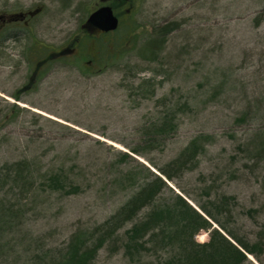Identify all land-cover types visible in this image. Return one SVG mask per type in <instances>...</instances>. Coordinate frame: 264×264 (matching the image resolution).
<instances>
[{"label":"rangeland","instance_id":"rangeland-1","mask_svg":"<svg viewBox=\"0 0 264 264\" xmlns=\"http://www.w3.org/2000/svg\"><path fill=\"white\" fill-rule=\"evenodd\" d=\"M119 1L110 4L120 27L91 37L83 23L101 0H0V14L41 7L29 25L0 30V168L23 158L42 171L64 166L83 187L0 191L22 215L0 240L13 248L0 251V264L59 255L77 227L102 222L128 198L130 189L114 182L120 173L133 169L142 180L145 167L166 180V200L179 194L200 209L225 198L220 220L258 243L245 264H264V0ZM172 23L153 56L147 43ZM76 36L84 57L50 58L34 74ZM164 115L175 128L149 145L144 133ZM194 138L198 162L168 180L160 167ZM112 253L109 241L94 264H132L121 247Z\"/></svg>","mask_w":264,"mask_h":264},{"label":"trees","instance_id":"trees-1","mask_svg":"<svg viewBox=\"0 0 264 264\" xmlns=\"http://www.w3.org/2000/svg\"><path fill=\"white\" fill-rule=\"evenodd\" d=\"M115 1L118 0L110 2ZM120 1L124 3L125 0ZM121 23L122 21L120 25ZM172 26L173 23L167 24L162 30L156 31L147 43L146 47L153 56ZM175 125L174 120L164 115L144 133L147 135L146 142L152 141L149 145L158 143L155 141H159L161 135L173 131ZM259 148L258 153L264 154V144ZM132 151L141 153L140 148H133ZM201 151L198 139H192L164 168L160 167L162 175L173 180L178 171L186 170L187 165H196ZM33 161L23 158L5 163L0 168V191L10 187L9 191L19 188L24 193L37 191L41 187L44 192L69 195L68 193L82 190L81 183L64 166L42 171L33 168ZM144 169L148 175L142 180L138 179L137 172L133 169L122 171L120 177L114 180L118 186L130 189V193L108 218L88 228L77 227L59 250V255L44 254L33 264H94L100 249L109 241L110 254H113V246L121 247L132 264H154L152 260H145L149 256H158L159 264H245L249 260L248 254L256 253L258 243L249 244L247 240L231 232L220 220L219 216L226 212L224 206L226 207L227 202L223 201L225 198L210 200L207 205L200 204L202 212L179 194L166 200L163 196L164 189L168 187L166 180L146 167ZM142 210L143 215L137 218ZM20 216L21 213L14 209V205L5 202V198H0V240L10 230L8 228L17 227ZM128 223L130 225L124 232L119 233ZM214 223L230 237L214 227ZM203 230L209 232V237L205 241H199L197 235ZM9 247L13 249L4 242L0 244V251L6 249L10 253Z\"/></svg>","mask_w":264,"mask_h":264},{"label":"flooded vegetation","instance_id":"flooded-vegetation-1","mask_svg":"<svg viewBox=\"0 0 264 264\" xmlns=\"http://www.w3.org/2000/svg\"><path fill=\"white\" fill-rule=\"evenodd\" d=\"M109 3H110V0H106L105 2H103V1L97 2V4H99L98 7H100L104 4H109ZM126 10L130 11L129 8H127ZM21 13H23V15ZM28 19L29 18H28V15H26V12L15 13L14 15L13 14H0V30L2 28H4L9 22L23 21L25 25H29ZM87 32H88V34H90L91 37L104 36V35H107L110 33V32H105V31H100V30L94 31L93 28H91L90 31H87ZM86 54H87V52H85V50L82 46L81 36L80 37L76 36L65 47L61 48L59 51H57L55 53L54 52L51 53V55L49 54L50 56L48 58L40 61L38 63L39 68L37 67L36 71L34 70V74L38 73L40 71V69H42L46 63H49L50 60L54 59V57H61L63 55H65V56L66 55H72V56H76V58L79 59V58L84 57ZM90 55H93V53H90ZM50 58H52V59H50ZM92 63H93V59H88L86 64L89 68H91Z\"/></svg>","mask_w":264,"mask_h":264},{"label":"water","instance_id":"water-1","mask_svg":"<svg viewBox=\"0 0 264 264\" xmlns=\"http://www.w3.org/2000/svg\"><path fill=\"white\" fill-rule=\"evenodd\" d=\"M106 1V0H102ZM41 9L36 8L34 12H29L30 15H33L36 12H39ZM119 26V18L115 14L114 9L111 5H103L93 11L87 21L84 27H88L89 29L93 28L94 30H100V31H113L117 29Z\"/></svg>","mask_w":264,"mask_h":264}]
</instances>
